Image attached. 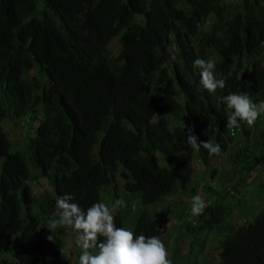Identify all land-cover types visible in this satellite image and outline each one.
Segmentation results:
<instances>
[{
	"label": "trees",
	"instance_id": "trees-1",
	"mask_svg": "<svg viewBox=\"0 0 264 264\" xmlns=\"http://www.w3.org/2000/svg\"><path fill=\"white\" fill-rule=\"evenodd\" d=\"M37 1L10 0L9 7L13 10L17 4L21 11L18 27H7L0 19V84L5 91L0 98V264H63L59 228L49 240L52 232L46 225L56 213V200L65 193L74 195L73 202L85 210L103 201L104 189L116 188L119 178L129 194L123 199L138 194L142 205L165 203L179 192L197 195L191 187L193 160L208 163L212 156L187 144L188 128L199 141L219 143L228 161L234 157L228 150L234 137L226 127L227 105L218 99L225 97V91L217 89L210 95L202 89L199 69L186 60L190 46H182L184 58H151L152 64L139 53L143 33L153 27L162 32L180 20L197 34L196 23L174 9L175 0ZM195 1H205L207 8L214 2ZM69 5L74 12L67 9ZM259 9L225 21L223 38L214 44L236 70L248 72L247 81L233 85L235 92L264 87V68L258 59L264 56V44L254 53L258 58L249 60L240 39L247 28V39L256 35L264 43V12ZM120 32L123 60L112 64L109 43ZM23 113L33 123L27 128L30 133L18 127L19 135L13 136L3 121ZM239 123L238 130L247 136L236 153L248 172L264 165V123L259 119L253 127ZM215 128L226 136L215 135ZM254 131L260 139L250 143L247 137L251 133L254 137ZM154 150L165 156L166 166L152 156ZM230 173L226 170L216 187L205 183L202 197L214 201L196 219L187 217L191 205L180 202L141 211L132 230L161 238L173 213L182 215L187 233H216L221 241L220 264H264V205L248 203L245 190L232 210V203L216 194L225 181L243 192L241 178ZM39 174L47 177L52 190L33 189L31 181L36 184ZM261 192L252 194L262 199ZM116 196L120 198L121 192ZM129 209L117 208V227H123ZM234 211L242 220L239 224L226 221Z\"/></svg>",
	"mask_w": 264,
	"mask_h": 264
},
{
	"label": "clouds",
	"instance_id": "clouds-1",
	"mask_svg": "<svg viewBox=\"0 0 264 264\" xmlns=\"http://www.w3.org/2000/svg\"><path fill=\"white\" fill-rule=\"evenodd\" d=\"M37 3L42 5L38 1ZM9 4L10 0H0V19L5 21L4 25L7 27H18L21 11H19L17 4L13 10L9 7ZM260 7H262L264 12V0H241V2L236 0L230 4L226 0H214L212 8H207L205 1L175 0L174 9L185 14L186 20L191 19L192 23H196L197 34H194L189 29L186 30L185 23L178 20L177 22L169 23L162 32H159L161 28L153 27L143 33L142 36L143 48L139 53L146 56L149 64H152L151 58H164L165 61L180 59L181 56L184 58L185 54L181 52V48L184 44H188L191 51L186 60L193 64L194 69H199V83L202 89L206 90L210 95L215 94L217 89H224L225 97H219L218 99L224 100L227 105L226 127L229 128V134L234 137V141L230 143L228 150L235 143L237 149L244 147L239 146L241 145V139L247 135L244 134V137L238 139V134L240 133L239 122L246 123L248 127H253L258 119L264 123V87L251 88L253 89L251 92H235L233 85L247 81L249 79L248 72L245 69L236 70L230 60L227 57L224 58L218 52L214 44L219 43L223 38V33L227 28L225 21H233L239 13L246 17L248 14L260 10ZM67 9L74 12L75 8L69 5ZM215 10H219L221 13L218 14ZM193 17L194 19H192ZM260 18L263 17L261 16ZM55 19L57 20L58 17ZM243 23H247V21L244 20ZM246 29H244L245 36L241 34L240 39L246 47L244 50L248 59L253 58L256 60L258 57L254 53L264 43L260 42L256 35L247 39ZM259 29L262 31V27ZM122 35V32L116 34L109 43L111 46L110 52L113 56L112 64L114 62L120 64L123 60L120 59L122 56ZM258 59L260 66L264 68V56H260ZM0 89H4L2 83L0 84ZM216 127L219 128L218 126ZM262 129L263 127L259 124V130ZM215 131V135L218 132L219 134L222 132L225 135L223 129L218 131L215 128ZM187 132V144L192 149L199 150L202 147L207 150L209 156H212L208 163L200 162L205 167L203 170L204 175H212L211 171L215 170V168L209 162L223 152L221 145L219 143L213 144L210 140L199 141L192 128H188ZM232 156L234 157L231 162H239L240 157L237 156L236 152L232 153ZM194 162H196L195 159L193 160ZM243 164L240 161L235 172L231 173L238 178L240 177L241 181L244 175L252 173L254 170L247 172ZM241 169L244 175H242ZM194 178L193 171L191 187L194 186ZM119 179L123 181L124 185V180ZM217 181H204L203 187L207 182L215 186L218 183ZM224 183L222 182L220 186L224 185ZM111 188L118 191L114 185L108 189L105 188L104 191ZM229 189V191H226L227 195L230 192L237 191L231 187ZM248 189V193L253 191L250 190V187ZM239 198L237 196L238 200ZM74 199V195L68 193L60 196L56 200V213L48 220L46 227L52 232V235L48 236L49 240H53L55 230L58 228L78 234L75 240L76 245L81 249L78 264H173L172 260L169 259L168 249L159 236L136 235L133 230L124 227L125 216L122 221L123 227H117L114 210L126 206V201L123 198L117 199L111 206L103 201L96 202L86 210L78 203L73 202ZM224 202L226 201L224 200ZM158 203L143 206L157 205ZM206 206V202L201 195L193 196L190 207L191 214L187 217L190 219L197 218V216L204 213ZM61 252L65 256V250L61 248Z\"/></svg>",
	"mask_w": 264,
	"mask_h": 264
},
{
	"label": "rangeland",
	"instance_id": "rangeland-1",
	"mask_svg": "<svg viewBox=\"0 0 264 264\" xmlns=\"http://www.w3.org/2000/svg\"><path fill=\"white\" fill-rule=\"evenodd\" d=\"M236 0H226V2L228 4H230L231 2H235ZM239 2H241V0H237ZM31 74H33V71H31ZM41 74V73H40ZM3 94H5L4 89H0V98L3 96ZM20 114L18 115L14 120L11 121H3V125H5V127L7 128L8 131L12 132L13 136H18L20 131L18 129L21 128L22 130H24L26 133H30V131L27 129L28 127L30 128L31 125L33 124L31 121L26 120L28 118V115H24ZM17 126V127H16ZM19 131V132H17ZM254 133V137L252 136V133L250 134V136L247 137V139L250 141V143L257 141L260 139V137H258V133H257V137L256 136V131L253 132ZM22 134V132H21ZM244 137V134H242L241 132L238 134V139ZM19 138H22V136H20ZM18 138V139H19ZM14 139V138H13ZM236 148L237 145L236 143L233 144V146L230 148L231 153L236 152ZM13 149L14 148L13 146ZM152 156L156 157L158 162L163 165L166 166L167 165V161L164 157V155L158 151V150H154L152 152ZM225 154L221 153L219 156H215L209 163H211L212 167L215 168V173L214 175H210V176H206L204 175L203 170L205 169L204 164H200V162L197 160V163L194 162L193 166H194V192L196 194L199 195H204L205 196V191L203 189V180L205 179L206 181H217L218 176H225V172L226 170H229V172H235V170L237 169V166L239 165V162H230L227 159H225ZM31 162V168L32 171L34 173H37V171H35L33 168V163ZM30 164V163H29ZM33 165V166H32ZM242 171V169H241ZM41 175V174H39ZM231 177L234 178H238L236 176H234V174H229ZM242 175H244V172L242 171ZM34 176V175H33ZM39 178V181H38ZM213 178V179H211ZM35 181L39 184H35L33 181H31V185L33 187L34 190L37 191L38 188L41 187L42 190H46L47 192L49 191V188L51 187L52 190V186H48L49 181L47 180V177L44 175H41L40 177H35ZM48 182V183H46ZM264 182V165H261L259 167H257L256 169L253 170L252 173H248L247 175H244V177L242 178L241 184H242V190L241 191H234L233 193L230 192V194L227 195L226 191H229L230 189V184L228 183V181H225L224 185L220 186L216 192V194H220L221 193V198H224V200L226 202H231L233 205L232 210H234V206L237 205L238 203V197H243V194L247 193V191L245 190H249L248 188L250 187V191L249 194L245 197L246 200H248V203L250 200L254 201L255 204H259V207H262L264 205V197L262 199H260L259 196H257V194H252L255 192H261V189L264 190V186H258V184H262ZM123 186V181L119 179L118 184H117V190L118 192H121L122 196L120 198H127V196L129 195L124 188H122ZM106 192V194H105ZM193 192L191 191L189 194L183 193V192H179L178 194L172 195L170 197H167V200L164 202H159L157 205L153 204L150 206H143L140 203V198L139 195L136 194L134 196H132L129 201H126V206L122 208V210L124 209H128L130 207V209L127 211L128 213L126 214V216L124 217V224H125V228H129V229H133V224L134 221L137 217V215L139 214V212L141 210L144 209H149V210H160L162 209L163 206H167L170 204H180V202H185L191 205V200H192V195ZM263 193V192H261ZM107 195V197H106ZM212 195V194H210ZM103 202H107V204L109 206L113 205V203L117 200V196H116V189L111 188L110 190L104 191L103 192ZM214 195H212L213 198ZM37 197H41V196H37ZM118 198V199H120ZM187 200V201H186ZM206 204L210 201H214V199H211V197L208 198V200L204 199ZM173 206V205H172ZM35 208H38L36 206H34ZM33 207V208H34ZM237 208V207H236ZM190 210V209H189ZM231 210V211H232ZM176 212L180 211V206L177 208L176 207ZM174 211V212H175ZM117 212V209L114 210V216L115 213ZM235 211L231 214H229L226 218V221L231 222L233 224H239L240 222H242V220L240 219H236L235 218ZM176 214L173 213V216L171 219H169V222L167 224V231L162 235L161 240L165 243L168 252H169V259L172 260L173 264H219L220 263V250H221V241L219 239H217V235L216 233H207V231H203L202 233L197 232H192V233H187V229L185 227H183V217L182 215L180 216H175ZM193 219H196V217H194ZM176 220V221H175ZM224 229V228H223ZM227 230L222 231V233H224ZM59 233L61 234L60 237L62 238L61 241V248L65 250V256L63 255L62 261L63 264H78V257L81 254V249L76 245L75 240L77 237V233L72 232L70 230H65L63 228H59ZM219 234H221L220 232H218ZM228 234V233H227ZM222 237V235H220V238L224 239L226 238V235ZM192 241V242H191ZM192 244V245H191ZM98 251V249H97Z\"/></svg>",
	"mask_w": 264,
	"mask_h": 264
}]
</instances>
